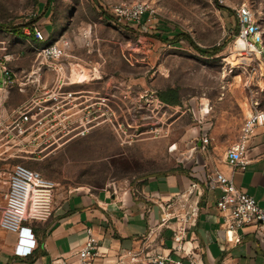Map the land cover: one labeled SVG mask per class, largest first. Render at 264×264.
<instances>
[{"label": "rangeland", "instance_id": "obj_1", "mask_svg": "<svg viewBox=\"0 0 264 264\" xmlns=\"http://www.w3.org/2000/svg\"><path fill=\"white\" fill-rule=\"evenodd\" d=\"M134 2L153 10L140 25L118 20L111 11L116 3ZM222 6L227 9L218 0H0V23L7 26L0 29V56L31 58L30 25L39 27L47 11L43 20L51 18L71 47L76 43L72 55L83 57V48L93 44L98 50L89 63L118 73L120 86L119 135L108 122L54 154L33 156L11 148L0 153L1 172L26 162L55 182L103 185L180 169L205 171L208 161L223 160L247 112L264 110V0H224ZM242 6L260 28L255 49L237 43ZM177 30L206 51L174 42ZM2 81L0 73V86ZM168 88L177 90V103L158 98L157 92ZM132 109L135 124L126 131ZM194 128L207 138L205 153L197 147ZM132 133V142L122 143Z\"/></svg>", "mask_w": 264, "mask_h": 264}, {"label": "built area", "instance_id": "obj_2", "mask_svg": "<svg viewBox=\"0 0 264 264\" xmlns=\"http://www.w3.org/2000/svg\"><path fill=\"white\" fill-rule=\"evenodd\" d=\"M223 4L224 0H218ZM118 20L141 24L143 16L146 21L153 13L152 8L142 2L132 4L116 3L111 9ZM239 19L238 36L243 38L247 46L255 47L260 43V28L253 21L250 11L242 6L237 11ZM33 36L30 46L35 51V58L27 70L16 71L7 65L10 54H3L0 59V73L3 86L0 89L15 86L23 91L26 86L32 87L31 97L18 107L6 111L0 103V153L15 151L31 153L33 156H45L55 147L76 138L83 137L103 123H110L119 135V82L115 81L107 91L71 90L66 88L73 83L98 80L101 78L99 66L95 63L86 67L70 58L71 41L62 37L48 41L47 35L36 24L29 28ZM85 45H89L86 41ZM54 73V81L48 85L45 75ZM2 96V95H1ZM4 99V97L2 98ZM143 109V107H141ZM129 120L125 121L124 129L129 131L135 124L134 110H130ZM146 119V116H141ZM264 124V110H251L243 118L236 140L226 149L225 159L232 168L243 167L247 162L245 152L254 130ZM123 130V134H124ZM132 134L122 141L130 144ZM206 144L204 135L200 138ZM21 158L22 155L14 154ZM1 167V166H0ZM3 177H2V175ZM205 184L218 190L216 207L221 212L226 232L235 228H260L264 237V207L249 194L240 191L232 177L221 171H214L205 179ZM56 182L43 175L38 169L31 168L22 162H15L10 170L0 169V228L14 232L16 241L13 253L26 256L36 247V238L28 220H46L53 209V192ZM200 185L191 182L179 195L169 197L160 205L158 225L168 228L171 232V253L148 256V264H205L193 251L180 254L183 240L195 225ZM232 238V237H231ZM96 240L90 234L83 246L78 250L75 262L68 263L62 258L54 259L50 264H92L89 257L95 255ZM186 259L184 262L183 260Z\"/></svg>", "mask_w": 264, "mask_h": 264}, {"label": "crops", "instance_id": "obj_3", "mask_svg": "<svg viewBox=\"0 0 264 264\" xmlns=\"http://www.w3.org/2000/svg\"><path fill=\"white\" fill-rule=\"evenodd\" d=\"M46 13L47 11L38 20L39 27L50 42L62 38L64 34L59 32L58 23L54 24L51 18L43 20ZM48 26H51V31ZM32 40L33 36L30 35L27 41L30 43ZM75 45L76 43H72L70 58L75 62L78 60L88 71V66L92 64L88 59L98 48L93 44L84 47L86 55L81 53L83 57H78L71 53ZM9 56L7 65L19 71L31 67L35 53L31 58L24 55ZM99 71L101 78L98 80L73 83L66 88H105L108 91L115 81L119 82L118 73L105 70L104 67L99 68ZM45 77L48 85L54 81L53 72H48ZM32 93L31 86H26L21 92L15 86L7 90L2 88L0 103L2 101L6 111H10L28 100ZM197 132L196 128L191 130L192 134L195 133L197 147L205 153L206 144L201 143L202 135L197 136ZM69 141L55 147L46 155L65 148ZM245 158L247 162L244 166L234 169L224 154L223 160L219 162L208 161L205 171L180 169L148 176L141 182L91 185L56 180L53 209L49 218L27 221L34 232L36 247L26 256L15 255L13 247L16 234L0 228V264H50L58 258L73 263L89 234L96 240V248L93 250L95 255L89 257L92 264H148V256L156 254H170L177 259L171 253L170 230L158 225L160 205L169 197L179 196L191 182L200 185L196 201L198 212L195 225L183 240L180 254L193 251L205 264H264V237L260 228H235L231 233L226 232L223 217L215 203L219 192L205 184V179L214 171H221L232 177L240 191L251 195L264 207V124L256 127L249 140Z\"/></svg>", "mask_w": 264, "mask_h": 264}, {"label": "trees", "instance_id": "obj_4", "mask_svg": "<svg viewBox=\"0 0 264 264\" xmlns=\"http://www.w3.org/2000/svg\"><path fill=\"white\" fill-rule=\"evenodd\" d=\"M219 6L222 7L223 9H227L226 7L222 6L221 4H219ZM4 27H7V26L5 24L0 23V29L4 30ZM169 31H170V29H169ZM151 35L156 37V38H159V39H167V38H165L166 36H164V38H163L158 33H152ZM174 35H175L174 42H177L180 44H185L186 42L187 43L189 42V43L193 44L191 38L188 36V34L186 32L177 30V32ZM193 45H194V47H196L198 50H200L202 52L206 51V50H202V49L198 48V46L195 44H193ZM215 51H216V49H214L213 53ZM157 96L161 101L168 103V104H175L179 100L177 90L174 88H168L165 90L158 91ZM25 165H27L26 162H25ZM27 166H29V165H27ZM29 167H31V166H29ZM31 168H33V167H31ZM34 169H36V168H34Z\"/></svg>", "mask_w": 264, "mask_h": 264}, {"label": "bare ground", "instance_id": "obj_5", "mask_svg": "<svg viewBox=\"0 0 264 264\" xmlns=\"http://www.w3.org/2000/svg\"><path fill=\"white\" fill-rule=\"evenodd\" d=\"M237 43H238V45L241 46V47L247 45L246 41H245L243 38H240V37L237 39ZM250 46H251V45H250ZM251 47L253 48V46H251ZM253 49H255V48H253ZM247 113H249V111H248Z\"/></svg>", "mask_w": 264, "mask_h": 264}]
</instances>
